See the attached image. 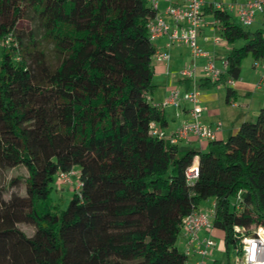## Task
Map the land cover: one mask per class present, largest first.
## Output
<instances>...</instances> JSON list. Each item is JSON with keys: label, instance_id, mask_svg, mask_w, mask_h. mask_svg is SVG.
Here are the masks:
<instances>
[{"label": "trees", "instance_id": "1", "mask_svg": "<svg viewBox=\"0 0 264 264\" xmlns=\"http://www.w3.org/2000/svg\"><path fill=\"white\" fill-rule=\"evenodd\" d=\"M206 13L229 44L244 41L228 56L229 76L249 55L264 60L263 31ZM154 15L146 0H0V170L27 171L24 194L0 200L3 264H186L176 247L182 221L210 198L227 252L241 257L242 239L264 226V109L206 152L151 136V123L166 125L151 102ZM74 167L77 193L54 211L55 175Z\"/></svg>", "mask_w": 264, "mask_h": 264}, {"label": "crops", "instance_id": "2", "mask_svg": "<svg viewBox=\"0 0 264 264\" xmlns=\"http://www.w3.org/2000/svg\"><path fill=\"white\" fill-rule=\"evenodd\" d=\"M187 0H156L157 10L155 14L164 19L170 28L181 31L185 27L184 22H175L165 12L166 8L172 4L176 7H183ZM205 5L202 7V24L200 33H198L197 44L213 57L217 68L223 71V76L218 82H213L205 76L203 67L208 61V58L200 57L195 60V78L192 80L181 78L179 72L192 62L191 51L186 44H173L167 46V37L162 36L152 44L155 48V53L151 59V65L154 72L153 84L156 86V91L152 96L151 102L156 105L164 114L166 125L163 128H157L166 135L174 133L184 121H190L189 109L190 104L180 102V107L172 106L161 107V104L166 100L169 92L172 89H178L180 93L190 92L195 90L200 99V106L203 109L202 123L206 127L215 128L218 123L222 124V131L218 134V141H226L233 135L238 128L245 122L255 121L259 112L264 109V87L259 86L261 78L264 76V67H256L253 63V72L242 77L240 72L238 78H232L227 74L229 69L228 56L236 47V44H229L222 36L220 23L214 18L213 14L206 13V10L211 7L213 10L216 4H221L224 8H229L233 5L232 10H225L231 16L237 17L238 5L244 4L246 0H205ZM234 18V17H233ZM208 19V20H207ZM235 19V18H234ZM236 20V19H235ZM236 21V22H237ZM240 23V22H239ZM220 31L221 38L214 33ZM219 42L216 43L215 40ZM158 52L169 55L167 62L156 60ZM264 61V60H259ZM234 79L235 85L230 87L227 82ZM209 143L198 142L194 138H189L177 145L178 150L185 152L193 150L197 152H206ZM196 150H195V149ZM197 162V158L194 159ZM215 204V203H214ZM204 212L203 209L198 210ZM221 233V240L224 242V233L218 229H214L212 233L202 231L200 239L208 236H217ZM181 242L187 247L186 237L181 232ZM218 240V239H217ZM194 246L190 247V254L193 255V260H200L201 256L196 254Z\"/></svg>", "mask_w": 264, "mask_h": 264}, {"label": "built area", "instance_id": "3", "mask_svg": "<svg viewBox=\"0 0 264 264\" xmlns=\"http://www.w3.org/2000/svg\"><path fill=\"white\" fill-rule=\"evenodd\" d=\"M236 1V0H234ZM149 8L154 11L157 10L156 0H146ZM205 0H187L183 7H176L170 4L165 12L175 22H184L185 27L178 31L177 29H171L170 26L164 21L163 18L157 16L148 22L147 30L149 40L152 42L155 39L166 36L167 46L173 44H186L189 46L192 56V62L189 66H185L179 75L181 78L192 80L195 78V60L196 58L205 57L208 58L207 63L203 67V72L207 79L218 82L223 76V71L217 68L213 57L209 56L200 45L197 44L198 33H200L202 24V7L205 5ZM217 10L225 11L232 10L233 5L229 8L222 7L221 4H216ZM257 14L264 16V0H246L244 4L238 5L237 17L239 22L244 26H251L255 21ZM10 38L6 40L8 43ZM219 42L218 39L215 40ZM3 43H0V47ZM156 60L167 62L169 55L166 53L158 52L156 54ZM256 67L263 66L264 61L255 62ZM227 84L230 87L235 85L234 79L228 80ZM259 86L264 87V76L259 82ZM198 93L193 90L190 92L180 93L178 89H172L169 92L166 100L161 104V107L172 106L175 108L180 107V102L184 101L190 104L189 115L190 121H184L179 128L172 134L166 135L160 131L155 123L150 124V134L160 140H166L172 146H177L183 141H187L189 138H194L198 142L211 143L217 141L218 134L222 131V124L218 123L215 128L204 126L202 123L203 109L198 106L200 99H198ZM74 172L72 170L68 173H58V178L63 184H70V176ZM185 181L188 186H192L198 178L197 162L193 163L185 170ZM80 184L75 187L77 190ZM237 202H241L240 195L237 198ZM240 208V206H238ZM215 216V204L208 212H196L187 215L182 221V231L187 239V247L195 244L197 246L196 254L200 255L203 259L210 255V251L216 247V241L210 235L204 239H200V233L207 231L212 233L215 229L213 226V219ZM243 230L237 228V232L241 233ZM188 255V251L186 252ZM241 264H264V226L254 228V233L250 236H246L241 241V257H239ZM197 264H202L197 263Z\"/></svg>", "mask_w": 264, "mask_h": 264}, {"label": "rangeland", "instance_id": "4", "mask_svg": "<svg viewBox=\"0 0 264 264\" xmlns=\"http://www.w3.org/2000/svg\"><path fill=\"white\" fill-rule=\"evenodd\" d=\"M236 21L237 18L233 16ZM208 20V19H207ZM237 23L243 28L244 31L249 32V33H256L258 31H263L264 32V16L261 14H257L255 21L251 26H244L239 21ZM28 30H34L37 33V39L40 37V30L38 29L37 24L31 21H27L24 23V25ZM220 40L221 38V33L220 31L214 33ZM244 45V41H239L236 43V47H241ZM42 50L45 52L47 60L49 62H54L53 58V50L51 46H48L44 43H42ZM0 61H1V53H0ZM253 58L251 55H249L247 58H245L242 63H241V72H242V77H245V75H249L250 73L253 72ZM195 149V148H194ZM196 150V149H195ZM72 176H70V184H63L59 178L58 174L55 175L54 182L52 183L51 187V198H52V205L54 207V211H62L64 210L72 196L77 193L75 190V187L78 185V175H79V168L74 167L72 169ZM27 178V171L25 168L22 166H18L14 169L10 170H0V189L2 190L0 197V200H7L9 196L12 193L18 194V195H23L24 194V181ZM13 179H18V182L13 184L11 187H9L10 181ZM215 199L210 198L206 201H203L200 205V209H203L205 213H208L212 207L214 206ZM18 228L23 231L25 234L29 235L32 231L33 228L28 227L26 225L20 224L18 225ZM220 235L213 236V239L216 241V247L211 250L210 255L203 259L202 257L200 260H197L198 263L202 264H241L239 257L237 255V251L233 248H229V252L226 251L225 245L223 240H221V233L218 232ZM181 236L182 234L179 235L176 241V247L177 249L186 254L188 251L187 256V263L186 264H197L196 260H193V255L190 254V247L194 246V251L196 253L197 246L195 244L190 245V247H186L183 245L181 242ZM218 239V240H217ZM186 244H187V239H186ZM4 259H0V264H3Z\"/></svg>", "mask_w": 264, "mask_h": 264}]
</instances>
